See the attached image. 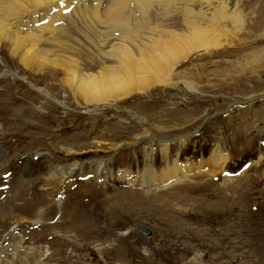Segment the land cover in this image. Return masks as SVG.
<instances>
[{"label":"rangeland","instance_id":"rangeland-1","mask_svg":"<svg viewBox=\"0 0 264 264\" xmlns=\"http://www.w3.org/2000/svg\"><path fill=\"white\" fill-rule=\"evenodd\" d=\"M171 1L156 14L169 24L185 23L187 6L209 16L219 5ZM224 2L244 15L231 44L221 36L182 60L170 85L120 101L80 105L62 71L0 49V264H29L32 251L38 264H264V0ZM80 38L76 51L99 58ZM165 153L191 167L169 185L157 176ZM98 163L107 174L92 172ZM150 164L149 186L118 178ZM73 165L81 172L65 174Z\"/></svg>","mask_w":264,"mask_h":264},{"label":"bare ground","instance_id":"bare-ground-1","mask_svg":"<svg viewBox=\"0 0 264 264\" xmlns=\"http://www.w3.org/2000/svg\"><path fill=\"white\" fill-rule=\"evenodd\" d=\"M84 1L0 0V49L17 57L26 68H36V72H41L43 68H52L55 73L62 71L67 76L62 81L73 96L81 99L82 103L78 104L83 106L106 103L109 99L120 101L135 92L170 85L174 77L182 76V71H174L182 60L195 51L208 53L219 48L221 36L228 37L227 43L231 44L244 25L241 10L236 11L235 7L234 11H227L228 4L224 0H216L219 5L209 16L206 14L208 12L202 13L201 10L195 13L187 6L183 24L178 21L169 24L163 17H156V14H170L171 0ZM204 1L207 4L212 2ZM73 16L78 24L83 20L84 25L74 24ZM89 27L92 28L91 35L85 31ZM82 36L97 45L99 58L84 50L76 51L74 43ZM107 60L110 63L106 65ZM85 62L101 70L88 71ZM142 124L147 132L149 126L145 122ZM159 127L154 129L158 130ZM163 151H166V146ZM165 157L167 167L164 166L157 176L161 182L166 181L165 184L169 185L171 171L183 176L191 167L187 164L181 166L176 158L169 162L166 153ZM221 160V152L215 151L209 161L219 164ZM104 164H96L92 172L97 176L106 169L107 174L109 169ZM151 166L145 165L138 177H130L126 171H120L117 175L119 179H126L128 184L143 181L149 186L156 177ZM68 170L81 172L75 165L69 167L65 174ZM180 215L184 220H189L187 215ZM35 258L32 251L28 256L29 264H38Z\"/></svg>","mask_w":264,"mask_h":264},{"label":"water","instance_id":"water-1","mask_svg":"<svg viewBox=\"0 0 264 264\" xmlns=\"http://www.w3.org/2000/svg\"><path fill=\"white\" fill-rule=\"evenodd\" d=\"M138 230H141L143 232H145L147 235H149L151 233L150 229L142 224H136L135 226Z\"/></svg>","mask_w":264,"mask_h":264}]
</instances>
